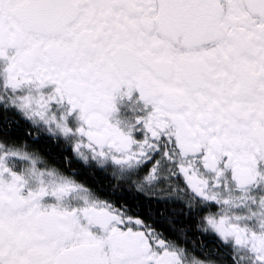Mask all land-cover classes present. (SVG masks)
<instances>
[{
	"label": "snow or ice",
	"instance_id": "snow-or-ice-1",
	"mask_svg": "<svg viewBox=\"0 0 264 264\" xmlns=\"http://www.w3.org/2000/svg\"><path fill=\"white\" fill-rule=\"evenodd\" d=\"M0 264H264V0H0Z\"/></svg>",
	"mask_w": 264,
	"mask_h": 264
}]
</instances>
